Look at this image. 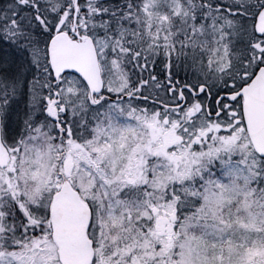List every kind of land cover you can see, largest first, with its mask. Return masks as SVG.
<instances>
[{"label": "snow or ice", "instance_id": "1", "mask_svg": "<svg viewBox=\"0 0 264 264\" xmlns=\"http://www.w3.org/2000/svg\"><path fill=\"white\" fill-rule=\"evenodd\" d=\"M0 264H264V0H0Z\"/></svg>", "mask_w": 264, "mask_h": 264}]
</instances>
